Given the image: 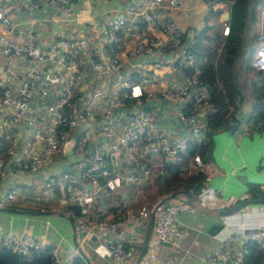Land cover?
<instances>
[{"label": "crops", "instance_id": "obj_1", "mask_svg": "<svg viewBox=\"0 0 264 264\" xmlns=\"http://www.w3.org/2000/svg\"><path fill=\"white\" fill-rule=\"evenodd\" d=\"M218 8L223 10L219 15L215 13ZM213 9L206 0H183L171 8L167 4L162 5L159 13L173 18L183 31L182 45L176 48L167 39V45L162 52L134 55L133 50L139 45L163 36L158 27L145 21L143 0H70L68 12L61 5L44 2L14 3L5 6L3 16L0 17V35L3 37L19 44H34L47 48L56 41L58 33H64L72 39L86 38L87 45L74 54L76 60L84 62L85 99L75 110H66L67 115L76 118L78 122V127L73 132L74 143L69 144L63 154L35 175L0 179V195L16 190L15 201L6 208L48 213L34 215L0 211V234L8 231L25 232L33 237L43 238L48 243L59 244L67 264H72L74 257L80 255V250L84 251L89 264H117L106 256L100 239H90L84 244L81 243L85 236L84 232L76 222L73 227L70 220L63 216H70L71 205L66 200L62 185L58 184L49 191L46 190L45 184L51 179L58 178L62 172L73 169L72 166L76 163L93 166L95 155L109 148L110 141L100 131L101 106L105 100L93 101L91 96L95 92L115 89L119 77H124L126 73L132 75L134 83L141 84L152 92L176 88L183 83L185 76L180 65L175 62L177 57L196 43L197 37L206 26H213L229 19L228 6L216 4ZM115 17L124 18L127 24L118 34L121 39L119 44L111 47L105 32L109 21ZM110 56H117L124 61L125 67L120 76H105L92 67L93 61ZM157 63L163 64V67L155 69ZM31 66H34V63L28 59L9 61L0 50V67L3 70L0 81L5 82L13 77L15 83H18ZM44 73L50 75V70L46 69ZM145 75L151 77L147 84L143 82ZM53 95L56 97L57 93ZM133 104L125 100V106L117 115L121 111L129 110ZM6 106L0 105V147L6 148L11 139L17 138L20 149L24 150L33 142L32 130L23 124L20 127L12 124L3 125V119L8 115ZM145 106L157 109L156 127L168 134L173 143L190 134L177 118L178 106L162 99L151 100ZM184 107L186 112L197 113L203 119L210 111L190 99ZM252 110V102L245 99L235 112L237 130L214 136L212 159L206 163L202 161L199 153L191 156L186 153L182 157L170 158L168 167L162 155L143 157L138 147L129 149L141 164L137 166L134 160L123 155L120 157V174L126 176L134 171L140 172L145 168H151L153 171L151 177L137 185L123 183L115 191L107 188L101 190L95 215L102 218L114 217L121 210V202L126 197L131 200L129 209L147 205L153 210L174 193L177 195L173 199H188L191 209L179 217L182 237L176 245L161 244L157 251V260L153 264H160L172 254L178 256L180 264H209L206 261L207 256L222 247L223 238L228 230L237 232L244 230L249 236L248 239H251L257 225L264 223V206H249L240 213L221 216L218 211L227 210L233 205L209 209L203 206L197 197L190 199L184 193L176 192L177 184L172 180L170 168L174 165L180 168L181 165V178H187L202 170L207 176L205 184L217 189L225 200L233 199L235 204L242 198H251L250 190L253 185L264 190V133L251 131L248 119ZM111 158L109 154L106 157L109 169L112 168ZM106 180L105 177L100 178L102 183ZM153 238V215L141 223L125 224L107 236L109 240L123 243L127 251L125 264H137L143 260ZM239 251L240 245L236 244L230 251L231 257ZM224 264L233 263L229 260Z\"/></svg>", "mask_w": 264, "mask_h": 264}, {"label": "built area", "instance_id": "obj_2", "mask_svg": "<svg viewBox=\"0 0 264 264\" xmlns=\"http://www.w3.org/2000/svg\"><path fill=\"white\" fill-rule=\"evenodd\" d=\"M143 1L145 21L158 27L163 36L156 37L150 43L139 45L133 50V54L162 52L167 41L172 42L176 48L180 47L184 39L183 31L173 18L163 16L158 10L164 4L170 8L175 7L183 0ZM28 2L61 5L66 12L70 11V0H0V17L3 16L6 5ZM126 24L127 20L119 17L109 21L105 34L111 47L119 44L121 39L118 34ZM230 32L231 25L229 21H225L223 35L228 36ZM86 45V38L72 39L64 33H58L56 41L47 48L34 44H19L0 35V50L6 59L9 61L28 59L34 63L18 83H15L13 77L5 82L0 81V105H7L8 109L3 125L12 124L20 127L23 124L33 133L32 144L24 150L20 149L17 138L11 139L6 148L0 147V179L9 176L22 178L35 175L63 154L69 144L74 143L73 132L78 127V122L76 118L68 116L66 110H75L76 106L85 99L84 62L76 60L74 54ZM255 47L251 64L256 70L264 71V9L260 15V29L256 33ZM186 51L177 57L175 62L179 65L188 66L192 62V56L186 54ZM92 67L96 72L109 76L121 74L125 64L117 56H110L93 61ZM162 67L161 63L155 65V69ZM46 69L50 70V75L44 73ZM1 75L3 70L0 67ZM150 79V76L145 75L144 84ZM55 92L56 97L53 95ZM208 98L207 85L196 76H185L183 83L176 88L152 92L145 86L134 83L130 73L119 77L115 89L97 91L91 96L93 101L105 100L104 105L101 106L100 131L110 141L109 148L95 155L93 166L76 163L72 166L73 169L62 172L58 178L51 179L45 184L46 190L49 191L58 184L62 185L70 205L80 207V215L75 216L72 213L70 216L85 234L81 243L84 244L90 239H100L106 256L117 264H125L127 251L123 243L109 240L107 236L125 224L141 223L154 213V238L149 244L147 256L137 264H153L157 260L158 248L163 243L176 245L182 237L179 217L191 209L188 199H172L157 205L153 210L147 205L129 209L131 200L126 197L121 202V210L114 217L102 218L95 215L98 194L105 188L115 191L123 183L141 184L151 177L153 172L151 168H145L140 172L134 171L126 176L120 174V157L123 155L134 160L137 166L141 164L129 150L132 147H138L143 157L162 155L168 162L170 158L182 157L190 144L205 143L204 119L197 113L186 112L184 105L190 99L195 104H202L205 108L211 109ZM157 99L178 106L177 118L189 130L190 134L187 137L173 143L168 134L158 130L157 109L145 106L149 101ZM125 100L134 104L129 110L121 111L117 115V112L125 106ZM108 154L112 157L110 169L106 165ZM101 177L107 178L105 183L100 181ZM15 199L14 189L5 195H0V208L11 206ZM197 199L209 209H220L235 204L233 199L225 200L217 189L207 184L204 185ZM245 199L242 198L241 201ZM248 238L244 230L238 232L228 230L223 238L222 247L207 256V263L224 264L231 260L233 264H249L247 257L250 249L247 242L250 239ZM251 239H254L262 250L264 264V223L257 225ZM236 244L240 245V251L231 257L230 251ZM3 248H9L26 257L49 252L52 257L51 264H67L59 244L48 243L43 238L33 237L25 232L8 231L0 234V251ZM160 264L180 263L178 256L172 254Z\"/></svg>", "mask_w": 264, "mask_h": 264}, {"label": "trees", "instance_id": "obj_3", "mask_svg": "<svg viewBox=\"0 0 264 264\" xmlns=\"http://www.w3.org/2000/svg\"><path fill=\"white\" fill-rule=\"evenodd\" d=\"M213 9L216 4L229 7L231 32L223 35V23L206 26L196 39V43L187 49L192 56L188 66L180 65L184 76H196L207 85L210 111L204 117L206 125V142L200 145L190 144L183 156L199 153L204 163L212 159L214 136L223 132H235L238 128L235 112L247 99L252 102L253 110L249 117L251 131L264 133V71L256 70L252 64L255 54L256 34L251 30L260 22V12L264 0H210ZM214 10V9H213ZM223 12L216 9L217 15ZM120 33V32H119ZM120 37V36H119ZM182 162H180L181 164ZM167 166L170 167L169 161ZM174 165L172 180L177 184L178 193H184L190 199L198 197L204 187L207 176L202 170L187 178L180 177L179 166ZM251 198L264 199V190L256 185L251 187ZM69 214L80 215V207L71 205ZM250 254L249 264H263V253L254 239L248 240ZM49 252L22 256L9 248L0 251V264H51ZM72 264H87L77 255Z\"/></svg>", "mask_w": 264, "mask_h": 264}, {"label": "water", "instance_id": "obj_4", "mask_svg": "<svg viewBox=\"0 0 264 264\" xmlns=\"http://www.w3.org/2000/svg\"><path fill=\"white\" fill-rule=\"evenodd\" d=\"M176 195H177V193L171 194L162 203L167 202L169 200H172ZM256 205L264 206V199L248 198V199L240 201L239 203L234 204L232 207H230L227 210L218 211L217 213L221 216L233 215V214L242 212L245 208H247L249 206H256ZM0 211L1 212H9V213H21V214L28 213V214H34V215L48 213V212H36V211H18V210L11 209V208H0ZM63 216L67 217L70 220V222L72 223L73 227H75V221L71 216H66V215H63ZM153 221H155L154 213H153ZM80 255L87 262V264H89V260H88V258L85 255L83 250H80Z\"/></svg>", "mask_w": 264, "mask_h": 264}, {"label": "rangeland", "instance_id": "obj_5", "mask_svg": "<svg viewBox=\"0 0 264 264\" xmlns=\"http://www.w3.org/2000/svg\"><path fill=\"white\" fill-rule=\"evenodd\" d=\"M263 9H264V8H262L261 11H262ZM260 15H261V12H260ZM260 15H259V17H260ZM259 29H260V22L257 23L256 27L253 28V29L251 30V33H252V34H256V33L259 31Z\"/></svg>", "mask_w": 264, "mask_h": 264}]
</instances>
